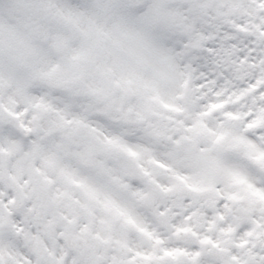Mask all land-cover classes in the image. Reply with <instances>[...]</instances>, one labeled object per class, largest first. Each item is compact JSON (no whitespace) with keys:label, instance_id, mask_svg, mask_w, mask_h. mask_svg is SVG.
<instances>
[{"label":"clouds","instance_id":"1","mask_svg":"<svg viewBox=\"0 0 264 264\" xmlns=\"http://www.w3.org/2000/svg\"><path fill=\"white\" fill-rule=\"evenodd\" d=\"M0 264H264V0H0Z\"/></svg>","mask_w":264,"mask_h":264}]
</instances>
